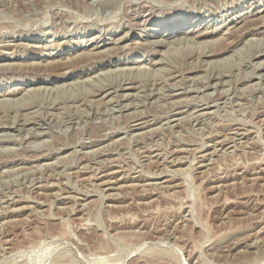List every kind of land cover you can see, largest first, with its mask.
Instances as JSON below:
<instances>
[{
	"label": "rangeland",
	"instance_id": "374dc122",
	"mask_svg": "<svg viewBox=\"0 0 264 264\" xmlns=\"http://www.w3.org/2000/svg\"><path fill=\"white\" fill-rule=\"evenodd\" d=\"M260 15L264 0H0V264H264Z\"/></svg>",
	"mask_w": 264,
	"mask_h": 264
},
{
	"label": "bare ground",
	"instance_id": "6f19581e",
	"mask_svg": "<svg viewBox=\"0 0 264 264\" xmlns=\"http://www.w3.org/2000/svg\"><path fill=\"white\" fill-rule=\"evenodd\" d=\"M112 1V0H111ZM106 2V1H105ZM59 4V3H58ZM98 4V3H97ZM145 4V3H144ZM10 5V4H9ZM93 5V4H92ZM109 5V4H108ZM4 8V7H3ZM7 9V8H6ZM128 9V8H127ZM141 10V9H140ZM143 10V9H142ZM41 11V10H40ZM133 11V10H132ZM138 12V11H137ZM254 12V11H253ZM258 13H260V12H257V14ZM2 14V13H1ZM44 14V13H43ZM46 14V13H45ZM84 14V13H83ZM87 14V13H86ZM104 14V13H103ZM257 14H255V15H257ZM253 15V14H252ZM50 16V15H49ZM88 16V15H87ZM99 16V15H98ZM261 16H262V18H261ZM263 16L264 15H260L259 17L261 18V19H263ZM31 17V16H30ZM44 17H46V16H44ZM246 17V16H245ZM78 18H80V17H78ZM103 18V17H102ZM256 18V17H255ZM44 19V18H43ZM239 21H233L232 22V24H234V26H233V28L235 27L236 28V23H238V22H241L242 20H244L245 18L244 17H239ZM60 20V19H59ZM246 20V19H245ZM253 21V20H252ZM68 22V21H67ZM80 22V21H79ZM262 22H263V20L261 21V24H262ZM28 23V22H27ZM264 24V23H263ZM202 25V24H201ZM197 26H200V25H195L192 29L191 28H189V29H187V30H181V31H179V33L181 32V35H183V36H189V35H191V36H193L194 38H200V37H203V36H205V34L206 33H201V32H199L198 30H196V28H197ZM71 27V26H70ZM233 28H231V29H233ZM246 28V27H245ZM162 30H163V28H161ZM161 29H157V30H153V32L154 31H156V33L158 34V33H160V30ZM237 29V28H236ZM2 30V29H1ZM196 30V31H195ZM242 30V29H241ZM166 31V30H165ZM249 31H251V29L250 28H246V31H244V33L246 32H249ZM241 33V32H240ZM242 34V33H241ZM127 37H124V39H126ZM256 38V37H255ZM147 39V38H146ZM63 40V39H62ZM32 42H35L36 40L35 39H33V40H31ZM30 41V42H31ZM114 41V40H113ZM117 41V40H116ZM204 41V40H203ZM82 42V41H81ZM202 42V41H201ZM230 42V41H229ZM101 47V46H100ZM95 48L97 49L98 48V45L97 46H95ZM114 49V48H113ZM120 49V48H119ZM69 49H67V47H65L64 48V51H68ZM118 50V49H117ZM76 51V50H75ZM86 51V50H85ZM97 51V50H96ZM101 51V50H100ZM70 52V51H69ZM90 52H93V51H90ZM90 52H81L80 54H78L77 56H74L75 57V59H77V60H84V59H86L87 61H91V58H93V57H91V58H89L88 56H90V55H93V53H95V52H93V53H90ZM98 52V51H97ZM96 52V54H98ZM102 52V51H101ZM100 52V53H101ZM256 52V51H255ZM113 53V52H112ZM111 53V54H112ZM67 54H68V52H67ZM257 54H259V53H257ZM262 54V53H261ZM54 55H55V53L54 52H49L46 56L49 58V57H54ZM95 55V54H94ZM255 55H256V53H255ZM58 56H60L59 54H58ZM87 56V57H86ZM69 59V58H68ZM72 59V58H71ZM56 60V59H55ZM60 60V59H59ZM94 60V59H93ZM169 60V59H168ZM63 61V60H62ZM80 62V61H79ZM143 63L142 62V60H137L136 62H134V63ZM51 63V65L53 64V62H50ZM57 63V62H56ZM55 63V64H56ZM84 63V62H83ZM85 63H86V61H85ZM251 63V62H250ZM54 64V65H55ZM219 64V63H218ZM48 65V64H47ZM193 65V64H192ZM252 65V64H251ZM257 65V64H256ZM10 66V65H9ZM65 66V65H64ZM141 66V65H140ZM54 68H55V66H54ZM257 68H259V67H257ZM66 70V69H65ZM47 72V71H46ZM63 73V72H62ZM256 73V72H255ZM260 73V72H259ZM228 74V73H227ZM246 75H247V73H246ZM253 76V75H252ZM219 77V76H218ZM222 77V76H221ZM255 77V76H254ZM260 77V76H259ZM195 80V79H194ZM204 81V80H203ZM152 84V83H151ZM235 84V83H234ZM129 85V84H128ZM129 86H131V85H129ZM128 86V88H133V87H129ZM137 86V85H136ZM128 88H126V89H128ZM189 89V88H188ZM197 89H199V88H197ZM228 89H229V87H228ZM200 90H201V88H200ZM116 91V90H115ZM223 91V90H222ZM175 92V91H174ZM225 92V91H224ZM118 93V92H117ZM214 93V92H213ZM226 93V92H225ZM162 94V93H161ZM165 94V93H164ZM248 94V93H247ZM124 95H126V94H124ZM123 95V96H124ZM158 95V94H157ZM165 95H167V94H165ZM209 95V94H208ZM212 95V94H211ZM118 96V95H117ZM174 95H172V97H173ZM261 96V95H260ZM131 99V98H130ZM173 99V98H172ZM171 100V99H170ZM234 100V99H233ZM105 101V100H104ZM218 101V100H217ZM226 102V101H225ZM134 103V102H133ZM174 103V102H173ZM217 103V102H216ZM236 103V102H235ZM241 103V102H240ZM135 104V103H134ZM215 104V103H214ZM201 105V104H200ZM132 106V105H131ZM166 106V105H165ZM107 109V108H106ZM227 109V108H226ZM124 110V109H123ZM143 111V110H142ZM213 111V110H212ZM200 113V112H199ZM210 113V112H209ZM76 114V113H75ZM192 114V113H191ZM212 114V113H211ZM82 115V114H81ZM194 115V114H193ZM200 115V114H199ZM103 116V115H102ZM195 116H196V114H195ZM201 116V115H200ZM209 116V115H208ZM199 117V116H198ZM58 118V117H57ZM61 118V117H60ZM186 119V118H185ZM205 119V118H204ZM55 122V121H54ZM209 122V121H208ZM144 123V122H143ZM79 124V123H78ZM145 124V123H144ZM172 125V124H171ZM79 126V125H78ZM139 126H141V125H137L136 127V129H140L141 127H139ZM160 127V126H159ZM16 128V127H15ZM180 130V129H179ZM150 131V130H149ZM223 132V131H222ZM241 132V131H240ZM246 132V131H245ZM237 133V132H236ZM243 133V132H242ZM28 134V133H27ZM244 134V133H243ZM263 134V133H262ZM228 138V137H227ZM226 138V139H227ZM239 138V137H238ZM130 139V138H129ZM230 140V139H229ZM240 140V139H239ZM252 140V139H251ZM250 140V141H251ZM119 141V140H118ZM231 141V140H230ZM238 141V140H237ZM117 142V141H116ZM148 142V141H147ZM221 142V141H220ZM151 144V143H150ZM233 144V143H232ZM239 145V144H238ZM241 146V145H240ZM249 146V145H248ZM233 147V146H232ZM201 148V147H200ZM226 148V147H225ZM212 149V148H211ZM168 150V149H167ZM182 150V149H181ZM213 150V149H212ZM244 150V149H243ZM99 151V150H98ZM180 151V150H179ZM87 152V151H86ZM93 153H94V151H93ZM195 153V152H194ZM221 153V152H220ZM234 153V152H233ZM88 154V153H87ZM205 154H206V152H205ZM200 155V154H199ZM208 155V154H207ZM159 156V155H158ZM179 156V155H178ZM202 157H203V155H202ZM206 157V156H205ZM164 159V158H163ZM177 159V158H176ZM181 159V158H180ZM179 159V160H180ZM200 159H202V158H200ZM151 160V159H150ZM172 160V159H171ZM183 160V159H182ZM203 160H204V158H203ZM201 161V163L202 162H204V161ZM214 160V159H213ZM152 161V160H151ZM173 161V160H172ZM89 162V161H88ZM179 162V161H178ZM173 163V162H172ZM209 163H210V161H209ZM214 163V162H213ZM85 164V163H84ZM84 164H83V166H84ZM165 164V163H164ZM203 164V163H202ZM208 164V163H207ZM246 165V164H245ZM36 166V165H35ZM201 166H203V165H201ZM200 166V167H201ZM85 167V166H84ZM167 167V166H166ZM136 168V167H135ZM83 169H86V168H83ZM162 169V168H161ZM174 169V168H173ZM32 170V169H31ZM63 170V169H62ZM192 170V169H191ZM95 171V170H94ZM116 171V170H115ZM162 171V170H161ZM160 171V172H161ZM179 171V170H178ZM177 171V172H178ZM219 171V170H218ZM70 172V171H69ZM68 172V173H69ZM79 172V171H78ZM95 172H97V171H95ZM103 172V171H102ZM182 172V171H181ZM199 172V171H198ZM61 173V172H60ZM104 173V175H102V177L103 178H105L106 179V181H103L102 183L103 184H105V186H108V185H112L113 183H116V181H113L112 179H114L115 178V172H112V171H109V170H107V171H105V172H103ZM187 173V172H186ZM101 174V173H100ZM168 174V173H167ZM170 174V173H169ZM101 176V175H100ZM126 176V175H125ZM122 177V176H121ZM120 177V178H121ZM58 178V177H57ZM96 178V177H95ZM78 179V178H77ZM118 179V178H117ZM253 179V178H252ZM102 180V179H101ZM104 180V179H103ZM34 182V181H33ZM253 182V181H252ZM32 183V182H31ZM30 183V184H31ZM50 184V183H49ZM98 184H99V182H98ZM51 186V185H50ZM160 186V185H159ZM164 186V185H163ZM112 187V186H111ZM111 187L109 188V189H111ZM101 188V187H100ZM122 188V187H121ZM158 188V187H157ZM143 189H145V188H143ZM104 191V190H103ZM146 191V190H145ZM41 193V192H40ZM12 194V193H11ZM56 194V193H55ZM114 194V193H113ZM55 196V195H54ZM75 196V195H74ZM26 197V196H25ZM11 198V197H10ZM99 198V197H98ZM45 202V201H44ZM90 202V201H89ZM74 205V204H73ZM8 207H9V205H8ZM81 208V207H80ZM17 209V208H16ZM86 209V208H85ZM61 210V209H60ZM3 213V212H2ZM37 213V212H36ZM67 217V216H66ZM86 221H87V219H86ZM84 222V221H83ZM7 223V222H6ZM3 224V223H2ZM4 228V227H3ZM59 234V233H58ZM252 244V243H251ZM253 244H255V243H253ZM18 253V252H17ZM25 255V254H24ZM28 255V254H27ZM30 258V257H29ZM62 258V257H61ZM11 262V261H10ZM66 263V262H65Z\"/></svg>",
	"mask_w": 264,
	"mask_h": 264
}]
</instances>
